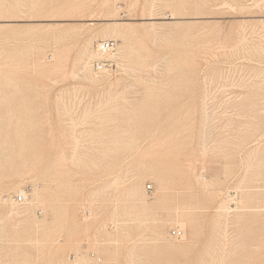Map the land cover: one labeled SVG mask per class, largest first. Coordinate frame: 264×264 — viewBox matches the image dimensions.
<instances>
[{
	"label": "rangeland",
	"instance_id": "1",
	"mask_svg": "<svg viewBox=\"0 0 264 264\" xmlns=\"http://www.w3.org/2000/svg\"><path fill=\"white\" fill-rule=\"evenodd\" d=\"M0 264H264V0H0Z\"/></svg>",
	"mask_w": 264,
	"mask_h": 264
},
{
	"label": "built area",
	"instance_id": "2",
	"mask_svg": "<svg viewBox=\"0 0 264 264\" xmlns=\"http://www.w3.org/2000/svg\"><path fill=\"white\" fill-rule=\"evenodd\" d=\"M116 47V40L113 38H101L95 41L94 48L97 54L100 56H105L111 53ZM92 66L96 72H102L108 70L111 66V63L104 59L94 60ZM147 190L151 189V186L148 185L146 187ZM28 192L27 190H22L15 192L11 195V199L13 202L17 204H23L27 201ZM40 211V210H39ZM171 235L175 238H179L182 235V231L178 228H174L171 231Z\"/></svg>",
	"mask_w": 264,
	"mask_h": 264
},
{
	"label": "bare ground",
	"instance_id": "3",
	"mask_svg": "<svg viewBox=\"0 0 264 264\" xmlns=\"http://www.w3.org/2000/svg\"><path fill=\"white\" fill-rule=\"evenodd\" d=\"M111 17H112V16H111ZM113 22H114V21H113ZM115 24H116V23H115ZM115 27H116V26H115ZM114 29H115V28H113V30H114ZM118 29H119V28H118ZM113 30H112L111 32L114 33ZM115 31H116V30H115ZM153 31H154V30H153ZM117 32L119 33L120 31H117ZM121 32H122V31H121ZM102 36H107V37H108V34H106V35L103 34ZM113 36H114V35H113ZM113 36H112V37H113ZM114 37H115V36H114ZM101 38H103V37H101ZM87 39H89V38H87ZM84 42H85V41H84ZM89 42H90V41H89ZM89 42L87 41L88 44H91L93 41L91 40V43H89ZM83 44H84V43H83ZM116 44H117V42H116ZM84 45H85V44H84ZM92 45H93V44H92ZM89 46H91V45H89ZM84 47H87V46H84ZM86 49H87V48H86ZM83 50H85V49H82V52H83ZM84 52H85V51H84ZM91 52H93V51H91ZM85 53H86V52H85ZM87 53H88V52H87ZM79 54H80V53H79ZM94 54H95V53H94ZM82 55H83V54H82ZM82 55H80V56H82ZM90 55H91V54H90ZM92 55H93V54H92ZM92 55L90 56V58L92 57ZM80 56H79V59L81 58ZM88 56H89V55H88ZM96 56H97V55H96ZM98 56H99V55H98ZM119 56H120V55H119ZM83 57H84V56H83ZM110 57H111V56H110ZM90 58H88L87 55H85V58H82V59H81L82 61H81V60H78V59H77V60L79 61V63H80V61H81V63L83 62L82 65H83L84 67L89 68L88 66H89L90 64L88 63V60H91V59H92V58H91V59H90ZM113 58H114V56H113ZM46 64H47V63H46ZM88 64H89V65H88ZM82 65H80V66H82ZM82 68H83V67H82ZM82 68H81V69H82ZM83 69L85 70V68H83ZM84 70H83V71H84ZM86 70H87V69H86ZM89 70H90V69H89ZM89 70H88V71H89ZM83 71H82V72H83ZM84 72H85V71H84ZM78 73H79V72H78ZM85 73H86V72H85ZM85 73L83 74V76L85 75ZM89 73H90V72H89ZM89 73H88V76H89ZM262 73H263V72H262ZM86 76H87V75H86ZM85 78L87 79V77H85ZM92 78H93V80H92V79H90V80L94 81V77H93V75H92ZM27 199H28V198H27ZM2 201H3V200H2ZM5 201H6V200H5ZM3 202H4V201H3ZM143 203H144V202H143ZM14 204H15V203H14ZM13 206H14V205H13ZM8 209H9V208H8ZM10 209H11V207H10ZM223 209H224V208H223ZM6 210H7V209H6ZM6 210H5V211H6ZM16 210H17V209H16ZM13 211H14V210H11V213H13ZM17 211H18V210H17ZM17 211H15V213H20V212H17ZM175 211H177V210H175ZM8 212H9V210L7 211V213H8ZM9 213H10V212H9ZM180 213H181V212H180ZM176 220H177V218H176ZM176 220H175V222H176ZM173 223H174V222H173ZM75 263H76V262H75Z\"/></svg>",
	"mask_w": 264,
	"mask_h": 264
}]
</instances>
